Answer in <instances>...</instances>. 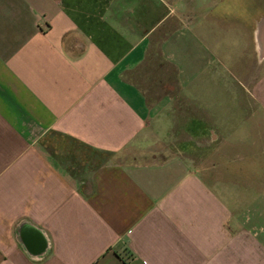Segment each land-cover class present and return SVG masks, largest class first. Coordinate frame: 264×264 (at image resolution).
Returning <instances> with one entry per match:
<instances>
[{
	"label": "crops",
	"instance_id": "obj_1",
	"mask_svg": "<svg viewBox=\"0 0 264 264\" xmlns=\"http://www.w3.org/2000/svg\"><path fill=\"white\" fill-rule=\"evenodd\" d=\"M0 264H264V0H0Z\"/></svg>",
	"mask_w": 264,
	"mask_h": 264
}]
</instances>
